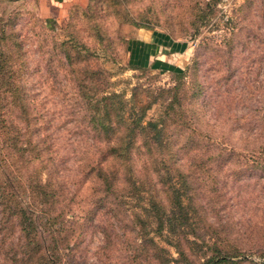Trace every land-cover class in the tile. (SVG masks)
Here are the masks:
<instances>
[{
  "label": "rangeland",
  "instance_id": "rangeland-1",
  "mask_svg": "<svg viewBox=\"0 0 264 264\" xmlns=\"http://www.w3.org/2000/svg\"><path fill=\"white\" fill-rule=\"evenodd\" d=\"M204 1L124 0L128 13L120 11L132 20L106 10L99 19L111 42L104 46L88 26L92 18L80 19L77 10L70 19L69 11L86 10L88 0H0V29L14 32L21 44L23 69L13 62L23 106L39 118L31 122L41 126L50 147L56 148L63 170L65 199L56 204L53 224L60 228L59 246L62 251L72 247L75 255L80 252L81 264L147 262L135 255L139 237L132 220L138 209L134 199L118 192L100 204L103 194L95 181L79 171L97 136L88 132V105L64 64L62 41L82 42L93 53L86 67L101 75L98 86L87 84L91 97L104 89L120 92L127 103L133 86L154 95L158 87L175 83L170 66L183 71L180 104L171 110L166 140L180 145L178 160L187 167L202 215L195 234L187 236L195 243L184 248V263L146 226L148 236L165 247L169 264H197L211 249L257 260L264 250V0H250L243 11L237 9L243 0H218L216 15L193 33L190 9ZM238 28L230 49L227 40ZM5 37L0 31V48L8 43ZM12 105L19 102H4L2 107L11 110ZM161 108L160 101L151 104L145 117L156 118ZM27 197L24 193V204L29 203ZM19 241L15 220L1 219L0 257L11 250L18 253ZM61 264H68L65 255Z\"/></svg>",
  "mask_w": 264,
  "mask_h": 264
},
{
  "label": "trees",
  "instance_id": "trees-1",
  "mask_svg": "<svg viewBox=\"0 0 264 264\" xmlns=\"http://www.w3.org/2000/svg\"><path fill=\"white\" fill-rule=\"evenodd\" d=\"M217 1L205 0L202 5L197 2L192 5L190 24L193 33L199 25L208 22L211 14L212 18L216 15ZM249 1L243 0L237 6L238 11H243ZM120 9L128 13L124 0H88L86 10L74 7L69 14L70 19H74L78 10L80 19L89 21L92 18L88 26L94 32L96 41L110 46L99 19L106 10L119 19L132 20ZM136 24L142 26L141 23ZM0 31L8 38V43L0 48V91L4 92L0 96V151L3 148L7 153L2 151L0 160V220H15L20 233L19 252L11 250V254L0 257V264H61L63 255L68 264H81L80 252L75 255L70 246L67 251L61 250L60 228L53 225L56 222V204L65 199L63 190L66 184L60 176L63 170L59 166L56 148L50 147L51 143L40 131L41 126L34 125L39 118L23 106L24 95L19 78L14 76V73L17 76V71L13 62H18L21 68L24 65L18 56L21 44L11 30L1 28ZM239 31V28L233 31L228 38L230 49L236 45ZM3 39L0 38V41ZM61 44L64 64L88 105V132L97 136L78 165L81 175H88L95 181L96 190L103 194L100 204L109 195L118 192L121 196L134 199L138 207L132 216L139 237L135 251L138 259L147 264L152 260L157 264H169L171 259L164 255L165 247L148 236L146 226L149 225L153 235L173 247L179 260L175 259L184 263V248H190L189 244L195 243L187 236L195 234L202 214L195 191L191 190L187 167L178 160L180 145L166 140L167 122L174 115L171 110L180 104L182 69L170 66L168 69L173 72L175 83L166 88L158 87L154 95L133 86L127 103L116 91L101 89L99 95L91 97L86 91L87 84L88 88L98 86L97 80L101 75L100 70L87 68L91 66L89 59L93 53L82 42L71 45L62 41ZM126 44L125 41V47ZM163 93H166L165 97ZM157 101L161 103V113L156 118H146V110ZM4 102H19V105H12V109L8 110L2 107ZM22 193H26L29 203H23ZM34 209L40 214H34ZM239 255L227 251L212 253L211 249V253L197 264H242L243 261L264 264V250L258 252L257 260H247Z\"/></svg>",
  "mask_w": 264,
  "mask_h": 264
}]
</instances>
